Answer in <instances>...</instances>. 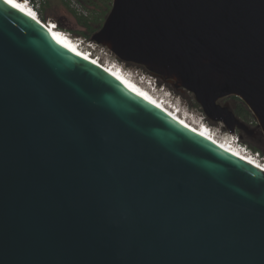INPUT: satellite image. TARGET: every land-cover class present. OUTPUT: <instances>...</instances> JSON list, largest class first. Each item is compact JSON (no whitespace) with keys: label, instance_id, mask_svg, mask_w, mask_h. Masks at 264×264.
Listing matches in <instances>:
<instances>
[{"label":"water","instance_id":"95a60500","mask_svg":"<svg viewBox=\"0 0 264 264\" xmlns=\"http://www.w3.org/2000/svg\"><path fill=\"white\" fill-rule=\"evenodd\" d=\"M91 41L264 135V0H113ZM0 264H264V172L0 0Z\"/></svg>","mask_w":264,"mask_h":264},{"label":"rangeland","instance_id":"374dc122","mask_svg":"<svg viewBox=\"0 0 264 264\" xmlns=\"http://www.w3.org/2000/svg\"><path fill=\"white\" fill-rule=\"evenodd\" d=\"M33 9L41 11L44 17V22L53 21L57 23L62 31L70 35L73 39H81L83 43H80L84 50H89L88 43L91 41L92 36L101 29L102 24L110 13L113 5V0H31ZM38 13V12H37ZM82 21L89 23L91 29L82 24ZM86 36H85V35ZM79 43V42H78ZM93 53V52H92ZM94 56H99L103 65H117L124 69L136 82H139L143 86L142 78H137V75L147 76V79L156 81L157 87L153 88L156 90V94L161 96H170L169 98L173 101V104L178 105L181 111H183L188 118L198 119L205 122V125L211 127L218 136L224 137L227 140L231 139L230 133L224 128L222 123H216L209 118L203 112L200 104L197 103L194 94L185 91L180 92L168 86L164 82H159L157 78L148 74V72L140 66L134 64H127L120 61L108 48L99 46L95 52ZM146 78V77H143ZM154 82H151L154 85ZM149 88V86H147ZM168 98V100H170ZM224 100L229 104L230 110L242 121L246 122L251 126L256 132L261 131L257 127V121L255 120L253 114L248 109V107L237 97H227ZM222 102L221 100L219 103ZM243 109L247 112L244 116H238L237 112ZM201 123V121H199ZM242 136L240 139L241 144L247 146L252 151H259L264 155V150L261 148L254 140H251L249 135L245 132H239L237 136Z\"/></svg>","mask_w":264,"mask_h":264},{"label":"bare ground","instance_id":"6f19581e","mask_svg":"<svg viewBox=\"0 0 264 264\" xmlns=\"http://www.w3.org/2000/svg\"><path fill=\"white\" fill-rule=\"evenodd\" d=\"M13 3L18 4L19 7H13L12 4H8L13 8H16L20 12L34 18L41 26L48 30L51 35L65 48L99 66L108 74L121 82L124 86H126L135 95L160 109L165 114L179 122L184 127L188 128L192 132L206 138L207 140L213 142L215 145L219 146L233 156L264 172V164L258 159L254 158L250 153L238 147V145L233 141V138L227 140L224 137L218 136V134L213 131L211 127L205 125V123H203L200 119H198L197 122L195 119H192L191 121V119L188 118L183 111L178 109V105L176 106L175 104H173V101H171V99L169 98L170 96L168 97L165 95H157L156 90L153 88V86L157 87L156 81L154 82L152 80H148L147 77H141L143 81L142 83L146 85L143 86L139 82H136L134 79L130 78L131 75H129L121 67L112 64L108 66L103 65L101 61H98L96 59V56H94L92 52H90L89 50H84L81 44L78 43V41L74 40L70 35L62 31L58 27L57 23L53 21L44 22L43 20H41L38 13L33 8H31L28 3L23 0H13ZM151 82H154V85ZM147 86H149V88ZM179 89L182 90V88ZM168 98L170 100H168ZM199 121H201V123H199Z\"/></svg>","mask_w":264,"mask_h":264},{"label":"built area","instance_id":"2783aa9c","mask_svg":"<svg viewBox=\"0 0 264 264\" xmlns=\"http://www.w3.org/2000/svg\"><path fill=\"white\" fill-rule=\"evenodd\" d=\"M29 3H31V0H28ZM75 40V39H74ZM76 41H78L79 43H83L81 39H77ZM88 46L89 48H91L92 52L94 53L95 50L100 46L98 45L97 43L95 42H89L88 43ZM96 59L98 61H101V58L97 55L96 56ZM238 133H235V134H231V138H233V141L238 145V147H240L241 149H243L244 151L250 153L254 158L258 159L260 162H262L264 164V155L259 152V151H252L250 150L249 148H247V146H244L241 144V141H240V137L237 136Z\"/></svg>","mask_w":264,"mask_h":264},{"label":"flooded vegetation","instance_id":"af4514ba","mask_svg":"<svg viewBox=\"0 0 264 264\" xmlns=\"http://www.w3.org/2000/svg\"><path fill=\"white\" fill-rule=\"evenodd\" d=\"M105 22V21H104ZM104 24V23H103ZM103 24H102V26H103ZM101 26V27H102ZM93 37V36H92ZM146 70V69H145ZM147 71V70H146ZM148 72V74H150L151 76H153L152 75V73H150L149 71H147ZM222 102H220L219 104L221 105V106H225V105H228L229 106V104H227V102L224 100V99H222L221 100ZM230 108V107H229ZM243 123H245L246 125H247V123L246 122H244V121H242ZM239 132H242V131H240V130H238L237 131V133H239ZM248 135V134H247ZM249 137L251 138V140H254L261 148H263V150H264V135L262 134V131H257V132H252L250 135H249Z\"/></svg>","mask_w":264,"mask_h":264},{"label":"trees","instance_id":"16d2710c","mask_svg":"<svg viewBox=\"0 0 264 264\" xmlns=\"http://www.w3.org/2000/svg\"><path fill=\"white\" fill-rule=\"evenodd\" d=\"M38 12V15L41 19H44L43 15H42V12L41 11H37ZM82 24H84L85 27H87L88 29H91L89 23H87L86 21H82ZM58 27H60L58 25ZM85 35V34H84ZM86 36V35H85ZM238 116H245L247 114L246 111H244L243 109H240L238 112H237Z\"/></svg>","mask_w":264,"mask_h":264},{"label":"snow or ice","instance_id":"6c2138e0","mask_svg":"<svg viewBox=\"0 0 264 264\" xmlns=\"http://www.w3.org/2000/svg\"><path fill=\"white\" fill-rule=\"evenodd\" d=\"M6 3L12 4L13 7H19L18 4L13 3V0H5Z\"/></svg>","mask_w":264,"mask_h":264},{"label":"clouds","instance_id":"9594fccd","mask_svg":"<svg viewBox=\"0 0 264 264\" xmlns=\"http://www.w3.org/2000/svg\"><path fill=\"white\" fill-rule=\"evenodd\" d=\"M137 78H140V77H147V76H144V75H137L136 76ZM148 78V77H147ZM148 80H151V79H148ZM160 82V81H159ZM161 83V82H160ZM203 123H205L204 121H202Z\"/></svg>","mask_w":264,"mask_h":264}]
</instances>
